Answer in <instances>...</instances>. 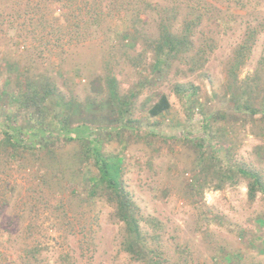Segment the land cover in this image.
Listing matches in <instances>:
<instances>
[{
	"label": "rangeland",
	"instance_id": "obj_1",
	"mask_svg": "<svg viewBox=\"0 0 264 264\" xmlns=\"http://www.w3.org/2000/svg\"><path fill=\"white\" fill-rule=\"evenodd\" d=\"M187 20L192 45L159 62L164 25ZM25 78L54 86L48 120L87 133L7 147L0 116V264H264V190L241 172L264 187V0H0V113L20 123ZM96 144L122 158L141 256Z\"/></svg>",
	"mask_w": 264,
	"mask_h": 264
},
{
	"label": "trees",
	"instance_id": "obj_2",
	"mask_svg": "<svg viewBox=\"0 0 264 264\" xmlns=\"http://www.w3.org/2000/svg\"><path fill=\"white\" fill-rule=\"evenodd\" d=\"M190 9L192 5L189 4ZM192 13V12H190ZM199 23V22H197ZM197 23L195 25H197ZM171 23L168 22L164 25L162 33L158 38L157 43V60L160 62L164 58V55L171 56L173 53L183 51L182 49L190 47L192 44L193 36V22L187 20L186 26L181 31H175L172 29ZM25 87H21L17 91H12L11 97L16 106L30 115V118L26 123H20L17 116L12 115V110L3 108L0 116H3L7 122H4V132L7 136L3 141V144L7 147L16 148V146L28 147L30 145L41 144L42 140H49V138L57 134H67L71 139L81 138L80 133H83L87 127H74L69 128L64 123L65 120H60L63 124L56 123L52 119H47L45 112L47 110V99L53 93V85L51 83H40L37 80H31L25 78ZM41 86H43L42 91ZM111 94L117 96L116 90L112 83ZM8 92L2 91L0 95L7 94ZM61 98V97H59ZM171 106L167 95L163 94L159 100L150 109L151 114L157 115L165 111ZM34 109L38 110L39 116L33 117ZM264 110V103L263 108ZM55 123V124H54ZM75 133L76 136L72 134ZM87 131H84V137H86ZM40 142V143H38ZM94 155L95 164L99 169V177L105 182L112 193L117 198V214L124 221L127 232L129 234V241L126 249L136 256L143 255L145 253L144 242L142 241V234L140 224L134 210V205L129 197V193L123 187L120 177L122 172V158L106 157L98 147V144L90 147ZM241 172L249 178H252L249 185V195L254 197L258 190H264L263 182L257 172L252 170L242 169ZM134 240V241H133Z\"/></svg>",
	"mask_w": 264,
	"mask_h": 264
}]
</instances>
